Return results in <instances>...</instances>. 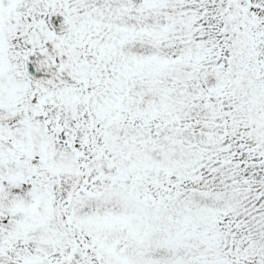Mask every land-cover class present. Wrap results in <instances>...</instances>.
Listing matches in <instances>:
<instances>
[{"label":"snow or ice","instance_id":"1","mask_svg":"<svg viewBox=\"0 0 264 264\" xmlns=\"http://www.w3.org/2000/svg\"><path fill=\"white\" fill-rule=\"evenodd\" d=\"M0 264H264V0H0Z\"/></svg>","mask_w":264,"mask_h":264}]
</instances>
